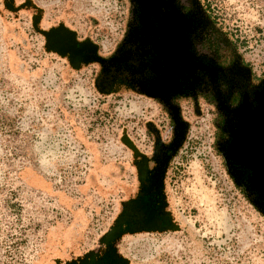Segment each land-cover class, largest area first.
Segmentation results:
<instances>
[{
	"label": "rangeland",
	"instance_id": "obj_1",
	"mask_svg": "<svg viewBox=\"0 0 264 264\" xmlns=\"http://www.w3.org/2000/svg\"><path fill=\"white\" fill-rule=\"evenodd\" d=\"M204 3L263 69L264 0ZM128 7L0 0V264H264V214L227 173L207 106L200 115L184 109L188 131L163 186L166 226L115 228L138 194L137 163L152 150L147 124L171 136L154 100L96 85L98 59L120 41ZM59 27L96 57L49 48L43 32Z\"/></svg>",
	"mask_w": 264,
	"mask_h": 264
},
{
	"label": "flooded vegetation",
	"instance_id": "obj_2",
	"mask_svg": "<svg viewBox=\"0 0 264 264\" xmlns=\"http://www.w3.org/2000/svg\"><path fill=\"white\" fill-rule=\"evenodd\" d=\"M128 2L126 28L113 52L98 59L96 85L103 93L154 100L167 113L171 136L162 139L158 127L147 124L152 150L137 163L138 194L124 205L125 222L115 228L155 231L166 226L164 180L173 153L186 138L188 107L200 115L207 106L212 141L227 173L264 214V196L248 181L255 169L236 160L248 154L243 142L264 139V68L256 69L245 58L204 0ZM83 44L75 40L77 48Z\"/></svg>",
	"mask_w": 264,
	"mask_h": 264
},
{
	"label": "water",
	"instance_id": "obj_3",
	"mask_svg": "<svg viewBox=\"0 0 264 264\" xmlns=\"http://www.w3.org/2000/svg\"><path fill=\"white\" fill-rule=\"evenodd\" d=\"M43 34L46 37L47 46L61 54L69 51L72 59L79 57L84 61L94 58V55L91 56V54H93V50L95 51V49L90 50L91 44L84 43L81 49L75 46V33L73 31L59 27L48 32H43ZM262 140L264 139L254 140L249 138L248 141L243 142V149H246L244 152L248 154L244 158L241 157L242 159H236L237 162H243L255 169L252 175L248 177V181L251 187L256 189L259 196H264V154H262L264 143L261 142Z\"/></svg>",
	"mask_w": 264,
	"mask_h": 264
}]
</instances>
